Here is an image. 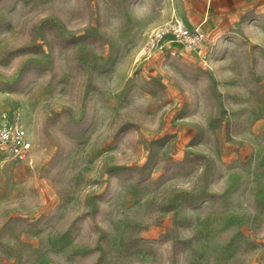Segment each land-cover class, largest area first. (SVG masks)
<instances>
[{"label":"rangeland","instance_id":"374dc122","mask_svg":"<svg viewBox=\"0 0 264 264\" xmlns=\"http://www.w3.org/2000/svg\"><path fill=\"white\" fill-rule=\"evenodd\" d=\"M174 1L0 0V264H264V5L148 51Z\"/></svg>","mask_w":264,"mask_h":264},{"label":"crops","instance_id":"0c3cea01","mask_svg":"<svg viewBox=\"0 0 264 264\" xmlns=\"http://www.w3.org/2000/svg\"><path fill=\"white\" fill-rule=\"evenodd\" d=\"M174 16L186 26H200L215 41L230 31L248 10L264 5V0H175Z\"/></svg>","mask_w":264,"mask_h":264},{"label":"built area","instance_id":"2783aa9c","mask_svg":"<svg viewBox=\"0 0 264 264\" xmlns=\"http://www.w3.org/2000/svg\"><path fill=\"white\" fill-rule=\"evenodd\" d=\"M209 36L202 27L190 28L181 19H174L156 28L148 40V51L163 48V44L169 45L177 42L190 49H200L208 42ZM0 144H8L10 153L14 157L26 160L31 151V143L26 136L25 130L17 123L6 127H0Z\"/></svg>","mask_w":264,"mask_h":264}]
</instances>
